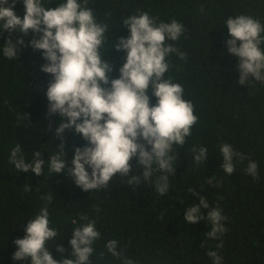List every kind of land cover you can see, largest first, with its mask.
I'll return each mask as SVG.
<instances>
[{
	"label": "trees",
	"instance_id": "1",
	"mask_svg": "<svg viewBox=\"0 0 264 264\" xmlns=\"http://www.w3.org/2000/svg\"><path fill=\"white\" fill-rule=\"evenodd\" d=\"M61 2L44 0V6L55 8ZM87 7L97 22L108 25L113 45L130 36L123 20L131 15L147 12L158 23L176 19L184 26L180 39L170 43L187 57L169 56L165 78L183 86L197 124L183 146H174L177 170L169 175L170 189L164 195L154 184L129 185L119 174L107 188L84 191L67 175V167L63 173H51L46 164L41 176L18 171L9 160L17 144L30 162L36 151L47 161L63 142L71 167L74 146L83 147L86 141L74 129L66 133V141L55 136L61 118L48 117L46 92L52 76L40 71L47 61L42 51L31 47L34 34L0 29V264H30L13 259L18 250L14 241L26 235L27 223L45 205L50 227L57 231L46 247L57 260L72 258L74 229L94 220L100 238L93 244L91 264H124L125 259L134 264H213L207 254L211 250L223 258L222 264H264V82L250 77L247 84L239 83L240 61L228 52L231 36L225 24L229 17L247 15L264 25V0H87ZM14 11L23 17V0H16ZM22 36L28 46L17 59L6 58L2 49L7 40ZM110 48L106 39L103 58L111 63L109 75L114 79L120 76L126 53ZM225 143L244 157H234L231 176L222 168L220 146ZM199 147L208 149V157L197 164L192 150ZM249 161L258 164L255 177L246 171ZM133 164L130 175L142 174L143 166ZM49 194L51 203L41 199ZM200 197L227 217L222 221L227 231L220 239L208 238L212 226L206 218L185 222L186 208L199 203ZM202 212L206 217L208 210ZM110 240L119 242L121 257L107 251ZM221 240L223 248H217ZM59 246L65 251H57Z\"/></svg>",
	"mask_w": 264,
	"mask_h": 264
},
{
	"label": "clouds",
	"instance_id": "2",
	"mask_svg": "<svg viewBox=\"0 0 264 264\" xmlns=\"http://www.w3.org/2000/svg\"><path fill=\"white\" fill-rule=\"evenodd\" d=\"M23 3L25 14L21 18L14 11L16 0L11 4L9 0H0V29L4 32L19 30L24 36L30 31L34 34L31 47L42 51L47 61L40 71L52 76L46 92L48 117L59 114L61 118L55 136L66 141V133L74 129L86 144L74 146L71 167L67 166L63 142L47 161L36 151L30 162L25 160L17 144L11 150L10 162L18 171L37 176L42 175L46 164L51 173H63L67 167V175L84 191L107 188L119 174L127 178L129 185L154 184L159 194H166L170 189L169 175L177 170L174 146L185 144L198 121L193 103L184 99L183 86L174 83L171 77L165 78L170 70L169 56L175 54L181 60L187 57L170 43L180 39L184 26L176 19L158 23L147 12L131 15L123 20L130 36L120 37L113 45L107 36L108 25L97 22L93 9L87 7V0L83 4L80 0H62L55 8L45 7L44 0H23ZM225 24L231 36L226 41L228 52L240 61L239 83L247 84L250 77L264 82V49L261 47L264 25L247 15L229 17ZM106 39L111 48L126 53L118 78H110L113 67L103 58ZM27 46L23 36L15 41L9 38L2 52L6 58L17 59ZM152 97L157 98L155 104L151 103ZM192 151L197 164L206 162V147ZM220 151L222 168L231 176L235 171L234 157L239 156L241 160L244 157L227 143L220 146ZM133 161L137 167L143 166L142 174L136 171L130 175ZM246 171L257 176V162L249 161ZM157 173L160 175L156 176ZM189 191L199 195L194 189ZM41 199L51 203L52 195ZM202 209L208 210L206 217ZM205 218L212 226L208 238L220 239L227 231L222 223L227 217L219 207L211 208L207 199L200 197L199 203L184 212L187 224ZM81 219L88 221L87 216ZM25 232L23 238L14 241L18 250L13 259L27 260L30 264H91L93 244L100 238L95 221L87 222L72 233V258L54 259L46 242L57 237V231L50 227L46 205L29 220ZM118 246L117 240L105 245L112 256L121 257ZM216 247L223 248V241ZM57 251L62 253L65 249L59 246ZM207 254L213 264H222L223 258L217 251ZM124 264L134 262L125 259Z\"/></svg>",
	"mask_w": 264,
	"mask_h": 264
}]
</instances>
